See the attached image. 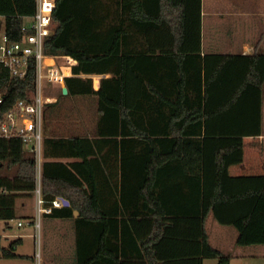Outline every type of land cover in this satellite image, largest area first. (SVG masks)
Wrapping results in <instances>:
<instances>
[{"label": "trees", "instance_id": "1", "mask_svg": "<svg viewBox=\"0 0 264 264\" xmlns=\"http://www.w3.org/2000/svg\"><path fill=\"white\" fill-rule=\"evenodd\" d=\"M114 1L115 23L108 22L109 0H56L52 13L44 53L78 60L65 79L67 94L57 95L96 96L98 115L91 134L43 140V194L70 202L49 216L74 220L76 264H230L209 243L204 225L212 211L219 223L237 228L239 245L264 244V175L228 171L244 159V137L263 131L264 52L202 55V0H151L174 6L169 15L178 13L176 21L152 12L147 0ZM35 12L36 0H0L11 41L31 33L24 20ZM133 30L146 38L143 51H125ZM106 73L111 76L98 90L82 76ZM35 81L33 70L21 79L0 65V122L18 100H31ZM163 83L178 89L172 94ZM36 168L21 138L0 135V220L19 219L20 200L34 197ZM178 171L188 178L182 184L170 177ZM187 183L192 214L167 210L165 199ZM140 200L149 212L141 217ZM131 203L137 209L127 215ZM157 209L165 213L158 239L148 236ZM126 228L136 236L125 238ZM14 251L3 256L20 257Z\"/></svg>", "mask_w": 264, "mask_h": 264}, {"label": "crops", "instance_id": "2", "mask_svg": "<svg viewBox=\"0 0 264 264\" xmlns=\"http://www.w3.org/2000/svg\"><path fill=\"white\" fill-rule=\"evenodd\" d=\"M137 0H134V3ZM145 1H142L144 3ZM114 0H109V8L110 11L108 13V22L115 23L118 17V9L119 4ZM148 7L153 9L152 12L158 14V16L164 17L165 15L168 16L171 20L176 21L178 18V13L174 15H169V12L173 11L174 6L169 4H161L160 2H152L151 0H147ZM159 7H162L164 11L163 15L158 13ZM253 8L250 4L246 3L245 0H202V55L205 54H246L252 55L256 52H264V30L261 27V19H258V26L252 28L250 31H246L243 25V20L253 19L256 16H263L262 7L260 4H257L256 8H259L257 12H250V9ZM255 8V7H254ZM253 8V9H254ZM142 16H140L141 18ZM137 21H130L127 23H136ZM260 25V26H259ZM106 35L102 36L101 39H107ZM145 36L139 31H131L128 33L127 36V44L124 46L125 51H143L146 47L145 43ZM50 62L51 60H47ZM114 71V69L110 70L109 72ZM83 77H99L101 80L102 77H110V73L106 74H94V75H82ZM102 76V77H101ZM101 83V81H100ZM94 89L98 90L100 88V84L93 86ZM162 89L167 90V92L175 93V90L178 89V86L171 83H163L160 85ZM111 89H117L116 86L111 84ZM170 90V91H169ZM83 97H90L92 101L93 107V114L97 116V97L96 96H83ZM172 101L174 97H172ZM144 101L145 105L147 106V100L141 99ZM153 101H158L157 95L154 94ZM152 102V99H151ZM167 101L160 100L158 105L162 106L163 103ZM55 106V105H54ZM52 107V106H46ZM87 113V112H86ZM83 116V115H79ZM263 130H264V105H263ZM48 135H51L46 132L44 138ZM249 153V160H246V156ZM256 153V154H255ZM252 154V155H251ZM254 154V155H253ZM250 156H252L250 158ZM53 160H59L63 162H68L73 160V158H57ZM229 175L230 176H251V175H264V131L262 134L258 136H246L244 137V159L241 163L233 164L229 167ZM181 172H177L173 175H170L173 181L180 182V184L184 183L188 178L184 175H179ZM163 176H161V179ZM189 183V181H187ZM175 183V182H174ZM187 183V184H188ZM182 187V185H181ZM179 192H175L165 199V207L169 210V206H171V210L176 213L179 212L180 214H192V192L190 190L189 184L187 187L181 188L178 190ZM59 195L54 196L53 198ZM65 198V197H64ZM66 199V198H65ZM30 200V203L28 202ZM128 200V196H127ZM32 201V202H31ZM142 200L139 203V210L138 216L141 217L145 215L147 210L143 207ZM163 202V201H161ZM136 205V204H135ZM133 206L132 203L127 207L126 212L127 215H130L133 210L137 209V206ZM109 209L114 210V207H110ZM35 213V199L32 198H24L20 200L18 208H17V215L20 218L19 220H24L26 218H32ZM149 213V212H147ZM111 213L110 215H112ZM151 214V213H150ZM153 215V214H152ZM165 216L163 210H158L156 212V228L153 229L148 236L152 238V235L155 234L157 239L159 238V221L162 216ZM174 215V214H172ZM76 216V215H75ZM147 216V215H146ZM161 216V217H160ZM55 220L67 222V225L70 227V231L67 232L66 229L63 227H58V244L55 247H52L51 253H55L56 256L62 261V259L67 257L68 259L63 262V264H71L72 260L74 259V264H76V229L75 226L71 225L73 223V219H58L54 218ZM18 220V221H19ZM74 224V223H73ZM131 226V225H129ZM128 226V227H129ZM205 230L208 236L209 243L220 250L224 255L230 257V264L237 263V261L242 263V259L246 258H256L261 256L262 251L259 247L263 246L264 244H252V245H239L237 243L238 240V230L233 225L221 224L219 223L213 212L210 211L205 220ZM41 227V226H40ZM40 231V229H39ZM36 234V230H35ZM118 236H121V231L118 230ZM31 232L25 233H12L8 237L12 238V246H17L19 244L24 243V239L27 237L32 236ZM133 236H136V232L132 229L126 228L125 231V238L131 239ZM146 238V235L143 236ZM142 237V238H143ZM131 248V247H129ZM248 250L246 251V249ZM20 257L23 258L27 257L25 254H21L19 252ZM64 258V259H65ZM41 259V256H40ZM40 259L31 257L30 260L32 261L31 264L38 262L41 264ZM206 260L204 259L203 264H205ZM55 264V263H52Z\"/></svg>", "mask_w": 264, "mask_h": 264}, {"label": "built area", "instance_id": "3", "mask_svg": "<svg viewBox=\"0 0 264 264\" xmlns=\"http://www.w3.org/2000/svg\"><path fill=\"white\" fill-rule=\"evenodd\" d=\"M55 5L56 0H36V12L29 18L30 22L24 26L29 28L31 33L26 34L21 41L15 42L4 33L0 44V65L7 67L11 75L23 79L30 70L35 73V91L31 100H18L5 112L0 122V135L21 138L25 148L36 157L35 213L32 218L17 222L18 226H33L36 234H39L43 215L51 214L54 208L67 206L62 196L46 199L41 181L44 111L47 104L58 100L56 94L47 93L45 88L49 85L62 89L66 86L65 79L74 76L73 68L78 64V60L70 55L44 53L45 39L53 30L52 13ZM48 59L51 61L48 62ZM89 78L92 79L93 86H96L99 77ZM100 81L99 79L98 84H101ZM2 101L3 97L0 95V103ZM35 255L39 260L40 253L36 252Z\"/></svg>", "mask_w": 264, "mask_h": 264}, {"label": "rangeland", "instance_id": "4", "mask_svg": "<svg viewBox=\"0 0 264 264\" xmlns=\"http://www.w3.org/2000/svg\"><path fill=\"white\" fill-rule=\"evenodd\" d=\"M245 2L250 4L251 7H255L254 9H250V12L252 11L254 13L259 10V8H256L257 4H260L262 7L261 13H263V16L255 15L253 19H244L243 25L245 30L248 32L252 28L257 27L258 19H261V27L262 30H264V0H245ZM24 21L28 24L30 19L26 18ZM3 34L4 19L0 16V44L2 43ZM58 90V88H53L49 85L45 88L47 93L49 92L50 94L56 95L59 93ZM58 95V100L54 103L55 106L45 107L43 117V135H45V130L47 133L54 136L91 134L95 128L97 116H94L93 114L92 101L90 100V97L61 96L59 98ZM251 157L252 156H250V158ZM247 160H249V153L248 156H246L245 161ZM28 202L30 203V200ZM19 219L16 218L9 221L0 220V264H31L32 261L30 258H35L36 252L40 253L41 264H63V262L68 259L67 257H64L65 259L63 258L61 261L55 253H51L52 247H55V245L58 244V227H64L67 232L70 231V227L67 225V222L64 223V221L55 220L49 215H43L39 234L35 235V228L33 226H18L17 222ZM73 223H71V225L74 226ZM25 232H31L33 235L25 238L23 245L19 244L14 252L18 255L20 252L21 254H25L27 257L9 258L3 256L6 250H10L12 248L11 243L13 239L8 236L12 233ZM259 249L262 253H264L263 246L259 247ZM247 250L248 248L246 251ZM241 261L242 263L237 261V263L234 264H264V254L256 258L242 259ZM34 264H38V262L36 263L35 261ZM71 264H74V259ZM205 264H218V260L208 259Z\"/></svg>", "mask_w": 264, "mask_h": 264}, {"label": "water", "instance_id": "5", "mask_svg": "<svg viewBox=\"0 0 264 264\" xmlns=\"http://www.w3.org/2000/svg\"><path fill=\"white\" fill-rule=\"evenodd\" d=\"M62 92H63V94H67L68 89H67L66 86H63V87H62ZM64 202H65V204H66L67 206L70 204V202H69L67 199H65ZM74 214L77 216L79 213H78V211L75 210V211H74Z\"/></svg>", "mask_w": 264, "mask_h": 264}]
</instances>
